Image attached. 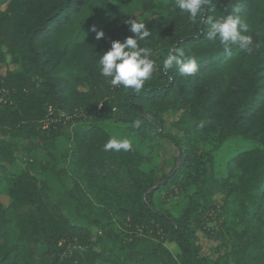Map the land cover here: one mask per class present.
<instances>
[{"label": "trees", "instance_id": "16d2710c", "mask_svg": "<svg viewBox=\"0 0 264 264\" xmlns=\"http://www.w3.org/2000/svg\"><path fill=\"white\" fill-rule=\"evenodd\" d=\"M229 15L248 24L251 54L206 39L207 20ZM131 20L151 32L141 46L156 61L139 92L111 85L98 65L112 41L134 37ZM178 51L196 60V74L164 69ZM7 57L16 69L0 74L10 202L0 203V264H264V0H210L195 23L175 0H0V70ZM169 111L178 137L164 132ZM104 122L169 141L180 159L166 183L136 148L105 152ZM235 140L252 147L227 159L219 179L215 158ZM68 163L97 206L78 182L67 187ZM201 231L223 244L213 261L202 257Z\"/></svg>", "mask_w": 264, "mask_h": 264}, {"label": "clouds", "instance_id": "9594fccd", "mask_svg": "<svg viewBox=\"0 0 264 264\" xmlns=\"http://www.w3.org/2000/svg\"><path fill=\"white\" fill-rule=\"evenodd\" d=\"M210 0H175V7L187 12L190 20L195 23L202 17L205 6ZM238 11V9H237ZM209 25L206 32L208 41H219V43L228 50L230 46L237 45L240 49L251 54L253 50V39L246 35L249 31L247 23L243 22L238 15H229L219 20L208 19ZM130 26V31L134 37H128L123 42L114 40L111 42L109 50L104 51L103 56L98 60L100 74L110 78V84L113 86H123L134 92H139L145 86L155 70L156 61L150 57L153 52L148 47H142L141 42L146 41L151 36V32L143 22L131 20L126 22ZM95 39L100 41L105 33L98 31L95 27ZM259 47V45H256ZM175 51V50H174ZM164 69L167 70L173 65L178 69L182 76H192L197 73L198 65L194 58H184V52L178 51L176 55L169 54L164 60ZM140 121H134L133 127H139ZM203 128V122L200 124ZM132 142L129 139L110 138L103 146L105 152H127L132 150Z\"/></svg>", "mask_w": 264, "mask_h": 264}, {"label": "rangeland", "instance_id": "374dc122", "mask_svg": "<svg viewBox=\"0 0 264 264\" xmlns=\"http://www.w3.org/2000/svg\"><path fill=\"white\" fill-rule=\"evenodd\" d=\"M164 2H168L169 0H163ZM135 15H138V8L137 6H133L130 9ZM16 69L15 66L10 64V60L7 57L5 63L1 66L0 74L4 75L7 71H14ZM164 132L168 134H172L173 136H180L178 132L172 128L173 123H175L179 119V114L174 112H167L164 115ZM74 125L68 127V129H64L63 133L68 136L71 133V130ZM104 128L108 131L111 138L116 139H129L132 142V146L139 150L142 154L146 155V160L150 161L148 164L149 167H153L156 171V180L160 184L162 179L168 175H170L171 171L174 169L176 164L178 163L180 159V154L177 151V149L167 140H161L153 138L152 142L143 141L137 136L128 134L125 131V127L114 123V122H104L103 123ZM37 144L36 142H34ZM40 145V144H37ZM252 147V144L241 141V140H235L230 141L226 143V145L222 148V151L218 153V155L215 158V176L217 178H221L224 175L225 172V162L227 159H230L233 157L236 153L248 150ZM31 144L28 142H24L21 144L20 149L23 153H26L28 151H33ZM64 147L62 149H57L53 153L55 155L58 154H64ZM42 155L39 154V157ZM64 164V162L62 161ZM148 166H146L148 168ZM21 169L20 165H17L13 172L18 173ZM64 171L66 172V177H64V181L68 188H72L73 184L75 182H78V184L81 187L82 195H85L84 199H89V201H92L95 206V200L87 193V190L84 189V187L81 185L80 177L77 174V171L66 164L64 166ZM165 180H163L164 182ZM162 182V183H163ZM159 201L163 202L162 196L159 197ZM0 203L4 207H7L10 202L7 196V189L5 187V184H0ZM115 220V219H114ZM114 223V222H113ZM218 226L216 223L211 224L209 226V229L212 227ZM98 231L96 229H92L93 235L99 236V234H96ZM103 236V234H102ZM99 236V237H102ZM197 244L201 248V254L202 257L207 259L208 261H213L219 253L221 254L224 252L223 244L217 240L216 238H210L207 234L203 233L202 231L197 233ZM166 248L171 252V254L176 257L179 255V249L174 244H165Z\"/></svg>", "mask_w": 264, "mask_h": 264}, {"label": "water", "instance_id": "95a60500", "mask_svg": "<svg viewBox=\"0 0 264 264\" xmlns=\"http://www.w3.org/2000/svg\"><path fill=\"white\" fill-rule=\"evenodd\" d=\"M163 183H166V181H164Z\"/></svg>", "mask_w": 264, "mask_h": 264}]
</instances>
